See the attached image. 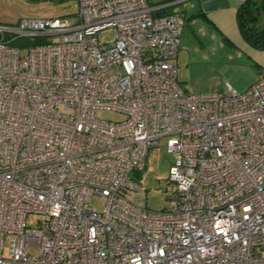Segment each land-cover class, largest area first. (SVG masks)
Listing matches in <instances>:
<instances>
[{
	"label": "built area",
	"instance_id": "1",
	"mask_svg": "<svg viewBox=\"0 0 264 264\" xmlns=\"http://www.w3.org/2000/svg\"><path fill=\"white\" fill-rule=\"evenodd\" d=\"M67 1L72 20L0 22V264H264V66L187 93L177 12ZM162 137L171 207L152 210L130 174Z\"/></svg>",
	"mask_w": 264,
	"mask_h": 264
},
{
	"label": "rangeland",
	"instance_id": "2",
	"mask_svg": "<svg viewBox=\"0 0 264 264\" xmlns=\"http://www.w3.org/2000/svg\"><path fill=\"white\" fill-rule=\"evenodd\" d=\"M75 11L74 2L67 0H0V22L3 24H13L23 17H69L73 19ZM258 23H264V12L258 15ZM180 27L181 39L180 44L181 54L179 58L175 59L177 66V80L182 85V80H188L189 84L185 85L183 89L187 93L212 92L218 91L222 94L227 93L226 88L223 87V82H230L235 79V76L229 71H222L210 64L201 52L202 48L196 47V51L187 46V33L190 31L185 27L182 32ZM115 35L113 29L105 30L100 33L99 37L102 41H108ZM184 39V40H183ZM25 49L21 53L24 54ZM208 58V57H207ZM188 60L192 62L188 63ZM243 75V73H241ZM242 77V76H241ZM243 78V77H242ZM222 80V81H221ZM221 81V83H220ZM220 83V84H219ZM217 86V87H215ZM239 91V89H236ZM95 117L118 121L122 119L120 113L98 109L95 111ZM172 157L166 153V139L162 137L159 139L156 146L149 148L144 168L139 172H132L130 174L131 180L138 183L145 192V205L152 210L171 207V201L166 198L170 195L171 184L168 182L169 166L172 163ZM91 205L97 209L103 206V200L100 198H93L90 201ZM28 221L34 224V218L28 217ZM29 253H35V248H29Z\"/></svg>",
	"mask_w": 264,
	"mask_h": 264
},
{
	"label": "crops",
	"instance_id": "3",
	"mask_svg": "<svg viewBox=\"0 0 264 264\" xmlns=\"http://www.w3.org/2000/svg\"><path fill=\"white\" fill-rule=\"evenodd\" d=\"M242 1L153 0L158 7H167V11L179 14L183 21L182 30L185 27L190 30L187 33V46L191 48V51H196V47L199 46L205 58L211 62L210 64L222 71H230L235 76L233 81L223 82V87L227 91V85L234 90H245L256 80L259 67L264 66V50L253 48L246 43L238 30L236 11ZM181 42L179 32V49L176 59L181 54ZM187 62L190 63L192 60ZM182 81L185 85L189 84L188 80ZM184 84H181L182 87H185ZM212 93L220 92L212 91Z\"/></svg>",
	"mask_w": 264,
	"mask_h": 264
},
{
	"label": "trees",
	"instance_id": "4",
	"mask_svg": "<svg viewBox=\"0 0 264 264\" xmlns=\"http://www.w3.org/2000/svg\"><path fill=\"white\" fill-rule=\"evenodd\" d=\"M264 12V0H243L236 11V22L242 38L250 46L264 50V24L258 23V15ZM170 13L167 7L154 11V15Z\"/></svg>",
	"mask_w": 264,
	"mask_h": 264
}]
</instances>
